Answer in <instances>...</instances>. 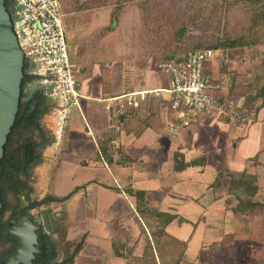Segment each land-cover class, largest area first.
Returning <instances> with one entry per match:
<instances>
[{"label":"crops","instance_id":"0c3cea01","mask_svg":"<svg viewBox=\"0 0 264 264\" xmlns=\"http://www.w3.org/2000/svg\"><path fill=\"white\" fill-rule=\"evenodd\" d=\"M73 64L81 98L35 170L43 195L64 198L73 192L53 203L66 241H82L73 264H264V208L237 216L238 192L230 190L228 178L216 177L223 171L258 176L259 125L242 131L202 118L173 134L168 95L160 93L168 79L158 70L130 68L131 83L123 75L105 82V69L82 76ZM153 90L159 93L124 116L104 111L105 99ZM49 117L47 127L55 115ZM110 139L130 155L131 165L98 159L99 145ZM196 160L204 164L174 171L175 162L181 167ZM260 180L255 201L264 197ZM127 190L141 193L142 200ZM150 211L176 218L160 233Z\"/></svg>","mask_w":264,"mask_h":264},{"label":"rangeland","instance_id":"374dc122","mask_svg":"<svg viewBox=\"0 0 264 264\" xmlns=\"http://www.w3.org/2000/svg\"><path fill=\"white\" fill-rule=\"evenodd\" d=\"M120 1L123 5L118 10L116 6ZM60 2L65 14L71 62L74 63L78 75L80 73L86 76L94 70L105 69L103 73L105 82H109L110 76L119 81L123 75L126 83H131L133 74L130 68L132 70L148 68L157 72V65L160 62L169 56L175 57L191 51L196 44L215 41L218 37L242 39L252 45L233 50H220L225 60L219 67L220 73L228 75L230 78L228 89L234 92L232 98L244 109L254 114L255 109L250 106L264 104V95L263 98H258V105L249 103L256 91L264 87V20H258L257 26L253 24L257 8L248 1L60 0ZM111 15L116 16L117 21L113 29L108 31ZM182 28L184 30L179 35ZM254 43L256 46H253ZM250 119L251 122L234 128L247 131L255 123L259 125L258 135L263 153L259 158L260 163L257 162L260 168L257 180L261 179L260 182H264V108L255 119L253 116H250ZM46 120L53 121L48 116L44 122ZM48 125L52 126V123ZM47 151L44 154H47ZM253 162L256 164V161ZM41 165L43 164L38 167ZM35 177L33 176V179ZM31 184L34 194L43 195L45 187L41 188L37 179ZM263 199L257 202L264 204ZM261 218L260 221L264 223V215Z\"/></svg>","mask_w":264,"mask_h":264},{"label":"built area","instance_id":"2783aa9c","mask_svg":"<svg viewBox=\"0 0 264 264\" xmlns=\"http://www.w3.org/2000/svg\"><path fill=\"white\" fill-rule=\"evenodd\" d=\"M16 20L12 25L17 44L26 64V76L36 81V87L48 98L58 101L55 136L62 134L69 110L78 105L81 95L71 66L67 27L60 0H12ZM225 63L219 50L189 51L160 62L157 70L168 79V108L173 120L170 133L187 131L202 118H212L237 127L252 121L253 113L227 97L230 78L223 74L212 80L206 67L211 62ZM159 91L124 92L105 99L104 111L122 116L127 109L137 107L148 95ZM226 96V97H225ZM237 102V103H236Z\"/></svg>","mask_w":264,"mask_h":264},{"label":"trees","instance_id":"16d2710c","mask_svg":"<svg viewBox=\"0 0 264 264\" xmlns=\"http://www.w3.org/2000/svg\"><path fill=\"white\" fill-rule=\"evenodd\" d=\"M124 2L127 0H123ZM249 2L250 5L253 7L257 8L256 10V18L254 19L255 22L253 24L255 26L258 25L257 21L258 20H264V0H246ZM118 5L116 8L120 10V7L123 5L122 2H117ZM110 26L108 27V31H111L117 21V17L114 15L110 16ZM257 24V25H256ZM183 28L180 30L179 35L182 34ZM252 43H248L246 41H243L242 39H228L227 37H218L216 38L215 41H207L203 42L200 44H196L191 51H196V50H204V49H212V50H233L237 48H244L246 46L250 47ZM253 46H256V43L253 44ZM189 52V51H188ZM187 53V52H186ZM185 54V53H184ZM182 54V55H184ZM179 55V56H182ZM172 57H167L164 61L171 59ZM163 62V61H162ZM222 64H219L217 62H211L207 67L206 71L209 72V74L212 77V80L218 79V76L223 75L220 73L219 67ZM159 72V71H158ZM23 73L24 77L21 82V98H22V91L24 89L25 84L29 81V77L26 76V64L24 62V67H23ZM227 97H234V92L230 91L228 89L227 91ZM264 95V87H261L259 90L256 91V93L253 96L252 101L249 103H253L254 105H258V98H263ZM226 97V96H225ZM255 100V101H254ZM251 108H254V119L256 118V115L261 111V109L264 108V104H259L257 107L251 105ZM46 115L45 111L42 110H37L36 113L33 115L26 117L25 115V109L24 106L21 105L18 106V112L15 117V121L13 126L11 127L10 133L7 136V141L5 145L3 146V158L0 160V181L3 179H18V172L16 169V158L13 156V154L10 151V141L11 138L14 134L17 133V131L24 130L23 133H20L22 136V139L19 141L20 144H23L28 142V146L26 147V158L25 161L28 160L31 165L29 167L20 168L18 171L25 175V178L27 181L30 180V177L33 175L34 167H37L40 165L43 161L42 157L40 156L39 153L36 152L35 147L37 144L40 146V149L43 150L47 143H48V138L45 135V131L41 129L39 126V122L41 118H43ZM125 115V113H124ZM122 115V116H124ZM120 117V116H119ZM116 117V118H119ZM35 132L39 133V137L41 140L36 143L35 139ZM29 135V136H28ZM98 159L107 164V165H117V166H129L131 165L133 159L130 157V155L124 151L121 147L115 145L113 141L106 140L102 142L99 145V157ZM21 161L20 165L24 166V162ZM204 164V160H196L192 161L189 163H182L181 167L176 166L175 162V167L174 171L175 172H180L187 167H194V166H201ZM217 178L219 177H227L229 179V188L231 191L238 192V203L237 205L233 208V212L237 216H245L253 211L259 209V208H264L263 203H259L255 201V197L260 191V186L258 184L257 176L255 174H248L246 172H227L225 174L220 173L217 174ZM20 181V180H19ZM26 189H28L31 192V189L27 186H25ZM129 194H133L138 201L142 200V194L139 192L133 193L132 191L127 190ZM73 193V192H72ZM69 194L64 198H58L55 197L51 194H48L45 196L44 200L42 201L41 204L45 205H50V204H61L65 202L67 199L70 198L72 195ZM3 194V193H2ZM4 195H2L3 197ZM34 205H39V203H35ZM139 207H144L139 203ZM143 209V208H142ZM148 211V210H147ZM145 209L141 212V214H145ZM152 214L150 216L152 219H155L156 222H158V227H159V232L161 233L164 228H166L167 225H169L176 217L171 216V215H165V214H160L157 212H151ZM62 217L59 218L60 221ZM58 233L60 235V245H61V252H62V261L61 264H73V259L77 255L78 251L81 249L82 246V241L78 242L76 244H73L69 241H66V227L64 224H61L58 226Z\"/></svg>","mask_w":264,"mask_h":264},{"label":"flooded vegetation","instance_id":"af4514ba","mask_svg":"<svg viewBox=\"0 0 264 264\" xmlns=\"http://www.w3.org/2000/svg\"><path fill=\"white\" fill-rule=\"evenodd\" d=\"M3 1L10 11H14L12 0ZM22 95L20 102L24 106L26 117L33 115L37 110L46 112L39 126L45 131L48 143L43 150L38 144L35 147L36 152L43 159L44 153L54 142L51 137L56 138L54 125L47 127L44 120L47 116L57 115L59 106L55 104L56 100L46 97L36 87V81L31 78L25 84ZM33 104V111L27 116V111ZM23 131V129L17 131L10 141V151L16 158V169L18 170L31 165L28 160L25 161V150L29 143L25 141L20 144L19 142L23 136L20 133ZM34 134L36 143H38L41 140L39 133ZM22 160L25 161L24 166L20 165ZM33 169V175L29 181L18 170V179L9 178L0 181V264L5 262L6 257L15 250L18 244L22 245L21 259L10 261L7 264H61L63 255L58 233L59 218L55 215L53 204H41L46 195L38 196L33 193L32 184L34 183L31 184V182L36 179V167ZM25 186L29 187L31 192ZM35 203L39 205H34ZM48 211H51L53 221L50 220Z\"/></svg>","mask_w":264,"mask_h":264},{"label":"water","instance_id":"95a60500","mask_svg":"<svg viewBox=\"0 0 264 264\" xmlns=\"http://www.w3.org/2000/svg\"><path fill=\"white\" fill-rule=\"evenodd\" d=\"M16 20L15 11H10L0 0V160L3 158V146L14 124L18 106L21 101V82L24 77V57L20 50L12 25ZM27 111V116L33 111ZM53 141H55V137ZM50 220L51 211H48ZM58 216L57 214H55ZM22 245L6 257L3 264L21 259Z\"/></svg>","mask_w":264,"mask_h":264}]
</instances>
